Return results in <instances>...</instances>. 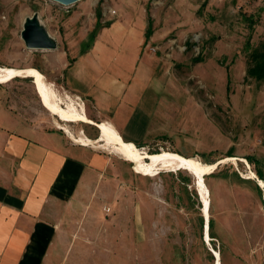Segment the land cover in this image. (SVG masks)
Segmentation results:
<instances>
[{
    "label": "rangeland",
    "instance_id": "1",
    "mask_svg": "<svg viewBox=\"0 0 264 264\" xmlns=\"http://www.w3.org/2000/svg\"><path fill=\"white\" fill-rule=\"evenodd\" d=\"M33 17L53 36L56 48L28 47L23 34ZM150 19L153 33L147 39ZM95 40L107 43L94 54L104 65L100 70L127 85L131 99L152 116L149 127H132L127 134L139 147L206 163L228 157L249 161L222 163L205 176L212 194L211 245L222 253L223 264H264V188L244 177L254 171L264 179V80L248 76L250 51L264 47V0H79L70 5L0 0V66L36 67L57 82L62 96L82 100L62 87L61 76L57 81L49 75L48 67L64 77L65 64ZM0 94L23 120L69 137L43 105L31 77L0 83ZM83 102L99 122L95 103ZM70 128L92 139L100 135L90 123L74 122ZM90 147L111 164L99 172L96 190L65 228L74 234L66 264H75L76 256L77 264H214L204 237L201 196L189 171L147 176L97 144Z\"/></svg>",
    "mask_w": 264,
    "mask_h": 264
},
{
    "label": "crops",
    "instance_id": "2",
    "mask_svg": "<svg viewBox=\"0 0 264 264\" xmlns=\"http://www.w3.org/2000/svg\"><path fill=\"white\" fill-rule=\"evenodd\" d=\"M102 44L107 45L95 40L65 64L64 77L55 73L58 68L48 67L49 75L57 81L61 76L62 87L82 101L92 100L99 121L111 122L126 141L138 145L127 134L132 127H149L152 116L131 99L127 85L100 70L104 65L94 54L107 47ZM110 164L108 156L73 142L61 130L23 120L0 94V264H66L74 234L65 228L79 217L99 172Z\"/></svg>",
    "mask_w": 264,
    "mask_h": 264
},
{
    "label": "bare ground",
    "instance_id": "3",
    "mask_svg": "<svg viewBox=\"0 0 264 264\" xmlns=\"http://www.w3.org/2000/svg\"><path fill=\"white\" fill-rule=\"evenodd\" d=\"M30 19L29 26L34 23L33 28H28L25 36L30 31L40 32L47 46L56 47L53 39L34 21ZM31 33V32H30ZM45 47V46H44ZM16 77H31L34 81L36 89H39V96L43 105L57 117V125L61 127L69 137L78 144L83 146H96V144L108 150L110 153L118 155L129 163H133V168L138 173L155 177L162 171H189L196 179L200 196L204 203V213L208 220L206 242L211 246L214 255V264L222 263V253L213 248L211 245L210 235V218L212 206V194L206 183L205 176L215 172L222 163L233 161L237 164L242 158L228 157L221 159L215 163H206L197 157H187L183 154L170 150H162L157 153H150L144 148L139 147L133 142L126 141L118 129L109 121L96 122L87 113L85 103L81 100H76L69 93L62 96L46 75L36 67H14L0 66V83H7ZM38 91V90H37ZM90 123L97 125L100 130V135L97 139L90 138L83 130L76 134L71 128L70 123ZM148 158V159H147ZM248 165L249 161L242 159ZM246 179L256 180L261 187L264 188V180L260 179L254 171H250L244 176Z\"/></svg>",
    "mask_w": 264,
    "mask_h": 264
},
{
    "label": "water",
    "instance_id": "4",
    "mask_svg": "<svg viewBox=\"0 0 264 264\" xmlns=\"http://www.w3.org/2000/svg\"><path fill=\"white\" fill-rule=\"evenodd\" d=\"M56 1H58V2H60V3H62V4H65V5H70V4H73V3H76L77 1H79V0H56ZM34 18V22L39 26V27H41L42 29H43V31H44V33H46V34H48L52 39H53V41L55 42V44H56V41H55V39L49 34V32L45 29V28H43V25L39 22V20L36 18V17H33ZM30 19L31 18H29L28 20H27V22H26V25H25V30H24V34H25V32H27V29L28 28H33L34 27V23L32 24V25H30L29 26V22H30ZM31 32V33H30ZM26 36L24 35V38H25V40H26V42H27V45H28V47H30V48H46V49H48V48H51V49H54V47H50V46H47L46 45V43H45V40L43 39V37H42V35L40 34V32H35V31H30ZM45 46V47H44ZM56 47H57V44H56ZM55 47V48H56ZM34 81V80H33ZM38 90V94H41L40 93V91H39V89H37ZM97 126V125H96ZM98 127V126H97ZM148 159V158H147ZM201 202H202V204H203V207H202V212H203V215L205 216V225H204V237H205V240H206V236H207V234H208V231H207V226H208V220H207V218H206V215H205V213H204V203H203V201H202V197H201Z\"/></svg>",
    "mask_w": 264,
    "mask_h": 264
},
{
    "label": "trees",
    "instance_id": "5",
    "mask_svg": "<svg viewBox=\"0 0 264 264\" xmlns=\"http://www.w3.org/2000/svg\"><path fill=\"white\" fill-rule=\"evenodd\" d=\"M102 16H103V11L100 8L98 9L97 12V18L99 19V21L101 20ZM152 33H153L152 19H150L149 27L146 32L147 39L152 35ZM250 62L251 64L248 69V76L259 80H264V47L258 49H252L250 51ZM213 224H214L213 220H210V230L212 229Z\"/></svg>",
    "mask_w": 264,
    "mask_h": 264
}]
</instances>
